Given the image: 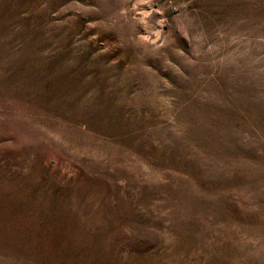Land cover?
Instances as JSON below:
<instances>
[{
	"label": "rangeland",
	"instance_id": "rangeland-1",
	"mask_svg": "<svg viewBox=\"0 0 264 264\" xmlns=\"http://www.w3.org/2000/svg\"><path fill=\"white\" fill-rule=\"evenodd\" d=\"M0 264H264V0H0Z\"/></svg>",
	"mask_w": 264,
	"mask_h": 264
}]
</instances>
